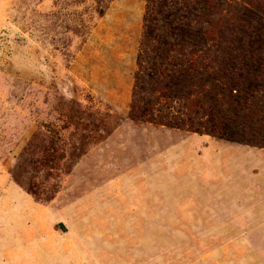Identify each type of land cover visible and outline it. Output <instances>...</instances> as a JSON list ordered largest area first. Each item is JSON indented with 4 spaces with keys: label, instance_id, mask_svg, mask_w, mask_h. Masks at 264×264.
I'll return each mask as SVG.
<instances>
[{
    "label": "rangeland",
    "instance_id": "1",
    "mask_svg": "<svg viewBox=\"0 0 264 264\" xmlns=\"http://www.w3.org/2000/svg\"><path fill=\"white\" fill-rule=\"evenodd\" d=\"M0 264H264V0H0Z\"/></svg>",
    "mask_w": 264,
    "mask_h": 264
},
{
    "label": "trees",
    "instance_id": "2",
    "mask_svg": "<svg viewBox=\"0 0 264 264\" xmlns=\"http://www.w3.org/2000/svg\"><path fill=\"white\" fill-rule=\"evenodd\" d=\"M196 105H197L196 100H193V101L189 102L188 104H183V106L186 107L188 110H194L196 108ZM241 129H242V132L240 134H239L238 130L234 131V132L231 131L232 132L231 133L232 138H229L228 141L237 142V143H241L243 145H249V146L254 145L253 144V137L257 138L256 134H252L253 136H248V134H247V136H245L246 134H244V129H246V128L242 127ZM208 133L212 134V135H217L218 137H222V134H220V132L217 133L214 130H212V131L210 130ZM233 137H234V139H233ZM243 137H249V138H243ZM259 147H263V144H261V146H259Z\"/></svg>",
    "mask_w": 264,
    "mask_h": 264
}]
</instances>
